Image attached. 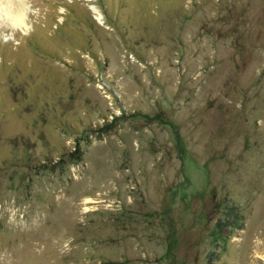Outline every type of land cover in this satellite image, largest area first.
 <instances>
[{
	"label": "rangeland",
	"instance_id": "rangeland-1",
	"mask_svg": "<svg viewBox=\"0 0 264 264\" xmlns=\"http://www.w3.org/2000/svg\"><path fill=\"white\" fill-rule=\"evenodd\" d=\"M22 5L0 264H264V0Z\"/></svg>",
	"mask_w": 264,
	"mask_h": 264
},
{
	"label": "bare ground",
	"instance_id": "bare-ground-1",
	"mask_svg": "<svg viewBox=\"0 0 264 264\" xmlns=\"http://www.w3.org/2000/svg\"><path fill=\"white\" fill-rule=\"evenodd\" d=\"M21 6H23L22 0H0V15L6 18L8 25L13 27L25 25V16Z\"/></svg>",
	"mask_w": 264,
	"mask_h": 264
}]
</instances>
